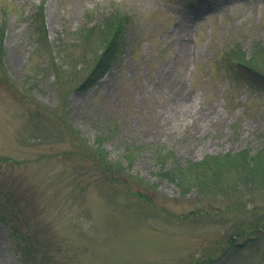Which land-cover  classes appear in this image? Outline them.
Segmentation results:
<instances>
[{
  "label": "rangeland",
  "instance_id": "rangeland-1",
  "mask_svg": "<svg viewBox=\"0 0 264 264\" xmlns=\"http://www.w3.org/2000/svg\"><path fill=\"white\" fill-rule=\"evenodd\" d=\"M41 1L0 0V264H264V184L185 194L149 149L261 151L264 92L216 59L264 46V0H43L39 46ZM117 7L124 49L80 88L105 34L81 33Z\"/></svg>",
  "mask_w": 264,
  "mask_h": 264
},
{
  "label": "trees",
  "instance_id": "trees-1",
  "mask_svg": "<svg viewBox=\"0 0 264 264\" xmlns=\"http://www.w3.org/2000/svg\"><path fill=\"white\" fill-rule=\"evenodd\" d=\"M191 1V0H190ZM43 0L36 6L35 10L28 16L27 28L29 29L28 35L30 39L36 40V44L41 46L43 41L47 39V35L43 36L41 29L35 25V18L43 13ZM130 11H123L122 9H113L111 13H106L99 20L95 21L89 29L81 33V38L89 36L93 31L100 30L105 33L103 37V44L95 56L94 64L84 79L80 81L78 87L90 88L97 84L112 68L113 64L119 59V56L125 46L124 32L128 25L132 22ZM43 23V21H42ZM3 25L2 19H0V64L3 63L4 48L2 45L3 39ZM44 25V24H43ZM81 30L78 31L80 33ZM50 46V43L48 42ZM60 42L56 45L58 47ZM264 46L261 42H256L251 45V52L245 51L242 46L237 43H233L228 51H224L221 57H217L216 60L230 62L233 67L230 68V74L232 78H238L244 80L247 83V88L250 90L256 89V91L264 92V65L262 60L264 59ZM262 59V60H261ZM231 60V61H230ZM259 64V65H257ZM261 68H260V67ZM55 69L59 70V66H55ZM198 65H195L191 72L192 81L196 80ZM261 69V70H260ZM231 78V79H232ZM233 82V81H232ZM111 128V125H109ZM107 132V130H105ZM264 139V135H263ZM100 146V145H98ZM145 145L144 148H146ZM148 148V147H147ZM153 158L158 168V173L167 179L179 183L181 190L186 194L193 186L197 187L201 192L206 191V184H211L216 189L233 186L238 183L253 184L259 182L264 184V142L261 151L255 155H250L249 149H243L242 151L232 155H212L207 156L201 161L180 164L173 152L165 147H150ZM133 151V148L129 150ZM172 163V164H171ZM109 163H106V166ZM109 167V166H107ZM242 168V173L240 169ZM231 170H236L237 175L235 177L230 176ZM186 172L185 174L183 172ZM260 173L257 175V173ZM192 174L193 177H190ZM190 178H187V177ZM207 182V183H206ZM226 182V183H225ZM228 185V186H227ZM197 189V190H198ZM228 246L232 248V251L238 250V244L233 239V236L228 237ZM25 249V248H22Z\"/></svg>",
  "mask_w": 264,
  "mask_h": 264
}]
</instances>
